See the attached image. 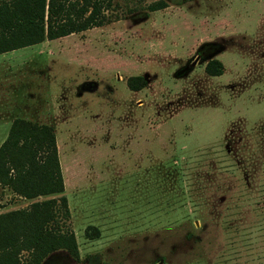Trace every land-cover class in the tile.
Listing matches in <instances>:
<instances>
[{"label":"rangeland","instance_id":"1","mask_svg":"<svg viewBox=\"0 0 264 264\" xmlns=\"http://www.w3.org/2000/svg\"><path fill=\"white\" fill-rule=\"evenodd\" d=\"M103 13L0 54V144L15 118L53 126L60 221L79 252L40 264H264V0H112ZM213 58L220 76L204 71ZM32 201L0 185V213Z\"/></svg>","mask_w":264,"mask_h":264},{"label":"trees","instance_id":"2","mask_svg":"<svg viewBox=\"0 0 264 264\" xmlns=\"http://www.w3.org/2000/svg\"><path fill=\"white\" fill-rule=\"evenodd\" d=\"M111 2L0 0V54L100 26L105 22L103 9ZM164 6V2H159L151 9ZM204 71L209 76H220L224 65L213 58L205 63ZM127 85L139 90L146 80L140 75L132 76ZM240 133L237 123L233 124L222 141L232 157L237 155L238 148L233 150V143ZM256 144L260 149L259 141ZM0 185L33 200L25 208L0 213V264H40L57 250L79 260L74 234L62 230L60 221L69 217V210L62 195L63 178L51 124L23 118L12 121L0 144ZM22 252L27 253L24 261Z\"/></svg>","mask_w":264,"mask_h":264},{"label":"crops","instance_id":"3","mask_svg":"<svg viewBox=\"0 0 264 264\" xmlns=\"http://www.w3.org/2000/svg\"><path fill=\"white\" fill-rule=\"evenodd\" d=\"M3 54V53H2Z\"/></svg>","mask_w":264,"mask_h":264}]
</instances>
